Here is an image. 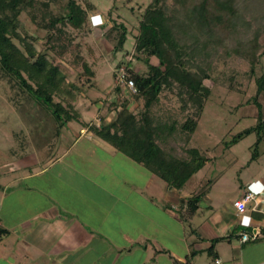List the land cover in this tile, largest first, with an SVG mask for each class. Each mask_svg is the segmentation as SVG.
<instances>
[{
	"label": "trees",
	"instance_id": "1",
	"mask_svg": "<svg viewBox=\"0 0 264 264\" xmlns=\"http://www.w3.org/2000/svg\"><path fill=\"white\" fill-rule=\"evenodd\" d=\"M62 1L0 0V77L49 111L58 130L69 122H79L73 106L62 104V99L73 97L72 89L77 91L67 81L71 68L79 67L86 82L94 80L74 32L85 35L90 30L86 28L91 27L89 13L96 7L87 0H67L63 11L54 13L52 6ZM112 10L107 13L109 17ZM22 14L37 30L45 32L43 38L21 34L25 31ZM109 19H102L103 37L115 43L114 54L123 53L126 27ZM137 21L133 53L145 70L132 67L126 57L115 70L125 69L136 93L115 82L111 120L105 123L104 116L99 126L81 124L168 187L180 190L203 165V155L189 143L211 95L206 83L236 90L235 70L230 75L212 77L215 59L246 61L251 76L264 56V0H151ZM255 82L257 95L264 96V75ZM56 97L60 99L57 102ZM162 100L171 107L164 109ZM174 102L177 108L171 105ZM139 105L141 111L135 113ZM178 116L184 120L180 122ZM252 133L256 137L252 152L255 158L258 146L264 142L262 119L237 133L228 145ZM198 201L199 195L183 200L188 214L196 210Z\"/></svg>",
	"mask_w": 264,
	"mask_h": 264
},
{
	"label": "crops",
	"instance_id": "2",
	"mask_svg": "<svg viewBox=\"0 0 264 264\" xmlns=\"http://www.w3.org/2000/svg\"><path fill=\"white\" fill-rule=\"evenodd\" d=\"M82 137H64L60 155L56 151L40 162L39 171L20 177L36 179L54 169L59 189L20 186L17 180L2 191L0 264H264V142L252 158L253 133L226 144L220 156L198 149L203 165L180 190L145 169L146 182L127 186L145 203L126 198L121 203L114 195L106 200V188L84 176L79 165L64 162L68 152L85 162L94 160L93 148L106 153L105 162L120 153L98 137H87L86 154L80 155L76 145ZM108 174L117 178L115 186L124 185L118 174ZM247 192L254 197L238 213L233 204ZM196 195V210L188 214L183 200ZM243 234L250 238L242 241Z\"/></svg>",
	"mask_w": 264,
	"mask_h": 264
},
{
	"label": "rangeland",
	"instance_id": "3",
	"mask_svg": "<svg viewBox=\"0 0 264 264\" xmlns=\"http://www.w3.org/2000/svg\"><path fill=\"white\" fill-rule=\"evenodd\" d=\"M66 1L53 5L54 13L62 12ZM87 1L96 7L94 11L89 13L91 27L86 25V28L90 30L85 35L74 32V36L75 42L81 45L84 60L94 72V80L86 82L85 78L80 75L81 69L79 67L71 68V74L67 81L71 82L77 91L72 89L73 97L62 99L63 106L66 107L70 103L79 116V122L72 121L68 123L71 130L67 129V126L58 130V125L49 111L28 98L27 95L22 94L18 87L12 85V82L0 77V195L4 190L10 191L7 186L9 183L15 182L18 184L17 180H21L20 186H35L37 183L49 187L52 191L56 188L59 189L61 182L58 177L54 176L58 172L54 169H48L44 175L36 179L25 180L20 177L26 176L31 171L33 173L39 171L38 165H40V162L46 160L50 155L55 156L56 151H58L57 156L60 155V151L62 152L65 146L64 143H61L64 137L67 139V137L70 138L71 135L76 133L83 136L82 140L76 145L78 146L76 153L81 151L80 155H85V147L89 144L87 137L95 138L96 136L93 137V133L87 131L81 122L87 125L99 126L100 118L105 116V123L111 120L112 113L109 110L111 108L110 102L116 99L112 89L115 85L114 76L117 63L126 57L125 61H130L132 67L145 70L143 63L136 60L133 53L134 37L137 35V16L144 11L151 0ZM112 8V14L109 17L107 13ZM103 18H110L117 23L121 22L126 27L128 34L123 53L114 54L113 45L115 43H109L103 37L104 29L101 27ZM20 20L25 24V31H21V34L25 33L30 37H44L45 32L37 30L25 14L20 16ZM16 44L22 49L21 44L17 41ZM34 47L36 50H40L38 44H35ZM214 66L213 78L223 77L224 74L230 75L231 71L235 70L234 87L236 90L230 91L211 82L206 83L211 87V95L205 102L189 147L200 149L208 157L220 156L223 147L226 144L228 145L237 133L255 126L260 119L264 121V96L262 94L257 95L255 82L256 78L264 75V56L260 58L251 76L249 64L236 58L224 59L217 57ZM225 82L226 84L229 83L228 80H225ZM237 82L240 86H237ZM68 88L70 87L68 86ZM59 100L57 97L54 98L56 102ZM162 102L164 101L162 100ZM167 104L168 102H164L163 105L166 106L164 109L171 107ZM171 105L175 106L174 108L178 106L176 102ZM140 111L141 105L135 109V113ZM178 119L180 122L184 120L183 117L179 116ZM93 150L94 155H92L95 158L92 162L83 161V157L80 155V159L76 158L74 152L66 153L63 160L67 163H75L76 166L79 165V168H81L79 170L84 176L88 174L101 187L106 188L107 196H109H106V200L114 195L115 198H120L121 203L127 202L124 198L136 200L140 203L142 200V203H145L146 201L143 198L134 195L128 190L127 186L135 184L136 187H139L146 182V170L122 153H116L114 158L109 162H105L107 159L106 153L104 154L96 148H93ZM50 151L53 152L50 153ZM33 165L38 168H34ZM24 166L27 168L23 172ZM111 170L124 179L122 183H125L124 185L121 184V188L115 186V181H117L115 175L108 174ZM50 178L51 185L49 186L48 179ZM77 184L79 185V183ZM68 187L70 186L68 185ZM71 187H74V183ZM67 197L69 196L67 195ZM121 213L128 214V211L125 209L122 211L121 209Z\"/></svg>",
	"mask_w": 264,
	"mask_h": 264
},
{
	"label": "built area",
	"instance_id": "4",
	"mask_svg": "<svg viewBox=\"0 0 264 264\" xmlns=\"http://www.w3.org/2000/svg\"><path fill=\"white\" fill-rule=\"evenodd\" d=\"M115 82H116V84L125 86L126 89L130 93H132V94L136 93L134 83L132 80L127 79V74H126V71L123 67L117 70ZM253 197H254V195L252 193H250V192L245 193V195L241 199L236 200L234 202V204H233L234 208L237 210L238 213H243L245 211L247 202L252 200ZM0 228H1V224H0ZM249 238H250V236H248L247 234H243L241 236L242 241H246ZM251 238L254 239L255 235H252Z\"/></svg>",
	"mask_w": 264,
	"mask_h": 264
}]
</instances>
